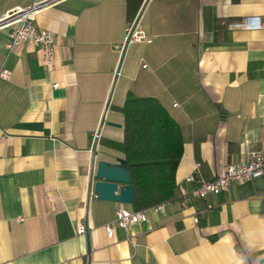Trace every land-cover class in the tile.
<instances>
[{"label":"crops","instance_id":"crops-1","mask_svg":"<svg viewBox=\"0 0 264 264\" xmlns=\"http://www.w3.org/2000/svg\"><path fill=\"white\" fill-rule=\"evenodd\" d=\"M33 5L53 34L50 72L38 47L7 49L0 25V264H264V177L179 195L187 175L210 180L264 149V29L239 26L264 21V0H0V22ZM132 21L146 39L120 54ZM128 94L179 124L178 191L109 237L118 202L89 194L90 172L124 158L103 140L123 139Z\"/></svg>","mask_w":264,"mask_h":264},{"label":"trees","instance_id":"trees-1","mask_svg":"<svg viewBox=\"0 0 264 264\" xmlns=\"http://www.w3.org/2000/svg\"><path fill=\"white\" fill-rule=\"evenodd\" d=\"M123 139L103 143L124 155L133 186V210L172 200L177 195L175 172L182 155L179 124L158 99L128 94L118 108Z\"/></svg>","mask_w":264,"mask_h":264},{"label":"built area","instance_id":"built-area-1","mask_svg":"<svg viewBox=\"0 0 264 264\" xmlns=\"http://www.w3.org/2000/svg\"><path fill=\"white\" fill-rule=\"evenodd\" d=\"M39 5H33L24 10H16L9 13L0 22V25H10L12 27L8 34L9 42L6 45L7 49H12L22 43L38 47L42 65L46 71L50 72L56 62L53 34L34 25L33 13ZM239 26L246 29H264V21L259 17L245 18ZM145 39V34L137 27L136 21H132L125 28L123 42L114 44V49L122 54L129 43L140 42ZM10 76L11 72L9 70L0 69V79L7 80ZM53 87H58V83H53ZM97 137L98 134L96 132L93 135V139ZM257 177H264V149L249 151L244 159L227 164L221 173L210 180L196 176L193 173L187 175L184 181L191 186L182 185L179 189V195L184 202L188 203L193 198H204L210 194H218L226 190L233 182L248 181ZM148 210L154 212L164 211L165 202L141 210H131L126 207V204L118 203L115 210V218L110 223L104 225L107 235L112 237L116 228L126 229L131 225L146 221V212ZM86 232V225L79 224L77 226V234L82 235Z\"/></svg>","mask_w":264,"mask_h":264},{"label":"water","instance_id":"water-1","mask_svg":"<svg viewBox=\"0 0 264 264\" xmlns=\"http://www.w3.org/2000/svg\"><path fill=\"white\" fill-rule=\"evenodd\" d=\"M89 194L101 200L131 204L134 189L130 183L128 163L125 158L114 161L93 158L90 172Z\"/></svg>","mask_w":264,"mask_h":264},{"label":"rangeland","instance_id":"rangeland-1","mask_svg":"<svg viewBox=\"0 0 264 264\" xmlns=\"http://www.w3.org/2000/svg\"><path fill=\"white\" fill-rule=\"evenodd\" d=\"M128 205V204H127Z\"/></svg>","mask_w":264,"mask_h":264}]
</instances>
